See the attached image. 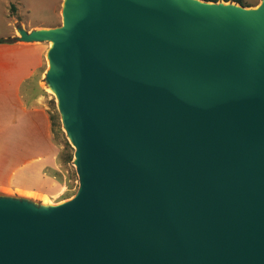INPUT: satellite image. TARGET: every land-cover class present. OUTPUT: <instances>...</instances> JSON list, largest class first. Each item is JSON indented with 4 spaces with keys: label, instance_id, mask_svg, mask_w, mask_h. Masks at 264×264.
Here are the masks:
<instances>
[{
    "label": "water",
    "instance_id": "95a60500",
    "mask_svg": "<svg viewBox=\"0 0 264 264\" xmlns=\"http://www.w3.org/2000/svg\"><path fill=\"white\" fill-rule=\"evenodd\" d=\"M46 86L79 188L0 193V264H264V0H63Z\"/></svg>",
    "mask_w": 264,
    "mask_h": 264
},
{
    "label": "crops",
    "instance_id": "0c3cea01",
    "mask_svg": "<svg viewBox=\"0 0 264 264\" xmlns=\"http://www.w3.org/2000/svg\"><path fill=\"white\" fill-rule=\"evenodd\" d=\"M40 7L37 0H0V38H12V41L0 42V187L19 189L24 191L26 196L32 194L47 195L58 193L64 188V184L52 172L60 169L58 155L48 158L50 154L38 143L32 144L23 151L9 149L5 144L13 143L11 138L14 135V127L19 118L16 114L7 117V112L12 107L21 106L25 113L29 110L43 112L46 119V134L52 136V123L46 104L48 92L41 83L42 76H45L47 46L43 42H26L16 39L19 35L17 25L21 24L27 30L41 27H53L62 21V0H56L52 7V14L57 21L40 22L32 24L26 22L21 9L28 14L32 6ZM22 16V17H21ZM39 51L45 62V68L39 76V86L46 94L34 96L33 101L25 97L24 84L28 81L34 71L27 63L30 62V52ZM14 110V109H13ZM9 128L11 130H9ZM13 133V134H11ZM59 148V147H58ZM60 149V148H59ZM53 169V171H46Z\"/></svg>",
    "mask_w": 264,
    "mask_h": 264
},
{
    "label": "rangeland",
    "instance_id": "374dc122",
    "mask_svg": "<svg viewBox=\"0 0 264 264\" xmlns=\"http://www.w3.org/2000/svg\"><path fill=\"white\" fill-rule=\"evenodd\" d=\"M37 1H39L41 6L36 7V4H34V6H32V11L30 14H28L26 10L21 9L20 15H23L25 21H30L32 24L57 21L58 18L55 17L54 14H52V7L56 0ZM260 1L261 0H244L245 4H247L248 6H255L259 4ZM43 43L47 46V48L49 47V42L44 41ZM29 57L30 62L27 63V68L31 66L34 73H32L31 77L24 84L23 91L25 93V97H29L30 100L33 101L35 95H38L40 93L46 94L40 88L38 83L39 76L45 68V62L41 57V53L36 50L30 52ZM46 65L48 66V60H46ZM41 83L48 92V94L46 95V104L48 107L47 111L49 113V116H54L57 123L54 128L52 127V136H48L46 134V119L43 112L29 110L24 113L21 106L12 107V110H9V113L7 112V117L9 114L11 117L13 114H16L19 118V121L14 127H11V129L15 130L14 135L11 138V140L14 142L5 145L7 148L15 149L16 151H20L21 149L23 151H25L26 149L27 151V149L29 148L32 150L33 143H38L43 149L47 150L50 153L48 155V158L53 157L52 155L54 154L58 155L57 159L59 158L60 169L52 173L63 182L64 188L58 193H54L49 197L47 196L46 199L50 198L52 202H46V199H44V195L32 194V199H35L37 201L44 203H58L72 197L79 188V178L76 172L75 165L73 163L75 149L68 140L66 133L63 130L61 116L58 111L56 99L54 96L55 93L50 92L51 88L49 86H46L44 76H42L41 78ZM11 129L9 128V130ZM53 129L56 130V133L53 132ZM70 155H72L71 160ZM46 171H53V169ZM0 193L24 195L23 193L25 192L19 189L0 187Z\"/></svg>",
    "mask_w": 264,
    "mask_h": 264
},
{
    "label": "trees",
    "instance_id": "16d2710c",
    "mask_svg": "<svg viewBox=\"0 0 264 264\" xmlns=\"http://www.w3.org/2000/svg\"><path fill=\"white\" fill-rule=\"evenodd\" d=\"M209 1H220V0H209ZM225 1H235V2H238L240 4H243V5H246L248 6L247 4H245L244 0H225ZM13 39L12 38H0V42H5V41H12ZM51 118V122H52V127L54 128V126L57 125L56 121H55V118L54 116H50ZM59 131V130H57ZM53 132L56 133V130L53 129ZM69 144V143H68ZM67 144V145H68ZM72 159V155H70V160Z\"/></svg>",
    "mask_w": 264,
    "mask_h": 264
},
{
    "label": "bare ground",
    "instance_id": "6f19581e",
    "mask_svg": "<svg viewBox=\"0 0 264 264\" xmlns=\"http://www.w3.org/2000/svg\"><path fill=\"white\" fill-rule=\"evenodd\" d=\"M51 44H52V42H49V46H50ZM50 92L54 93L52 89L50 90ZM46 198H47V195H44V199H46ZM46 202H52V201H51L50 198H49V199H46Z\"/></svg>",
    "mask_w": 264,
    "mask_h": 264
}]
</instances>
